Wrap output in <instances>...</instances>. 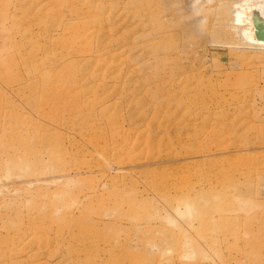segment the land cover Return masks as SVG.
<instances>
[{"label": "rangeland", "instance_id": "1", "mask_svg": "<svg viewBox=\"0 0 264 264\" xmlns=\"http://www.w3.org/2000/svg\"><path fill=\"white\" fill-rule=\"evenodd\" d=\"M129 1L0 0V264H264V47Z\"/></svg>", "mask_w": 264, "mask_h": 264}, {"label": "bare ground", "instance_id": "2", "mask_svg": "<svg viewBox=\"0 0 264 264\" xmlns=\"http://www.w3.org/2000/svg\"><path fill=\"white\" fill-rule=\"evenodd\" d=\"M158 0H130L129 4L134 7V15L138 19H147L146 23L151 24L153 29L149 34L154 35L161 30L158 21L159 11L155 6ZM162 1V0H161ZM89 2V1H88ZM224 9L234 13L232 20L237 24L242 39L256 47H264V0H220ZM172 4V3H171ZM167 5V4H166ZM94 12L105 11L103 3L90 5ZM166 12V10H164ZM134 15H132L134 17ZM123 16V15H122ZM173 21V17H171ZM144 21V22H145ZM137 22L136 27H140ZM145 26V24H144ZM143 34H139L140 38ZM159 36V35H156Z\"/></svg>", "mask_w": 264, "mask_h": 264}]
</instances>
